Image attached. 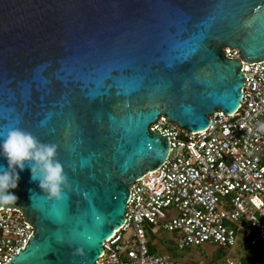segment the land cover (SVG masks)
<instances>
[{"label": "water", "instance_id": "95a60500", "mask_svg": "<svg viewBox=\"0 0 264 264\" xmlns=\"http://www.w3.org/2000/svg\"><path fill=\"white\" fill-rule=\"evenodd\" d=\"M240 60H264V0H0V131L55 145L67 184L57 203L20 173L16 203L0 207L32 234L4 264H99L128 187L168 155L149 125L196 132L234 113Z\"/></svg>", "mask_w": 264, "mask_h": 264}, {"label": "built area", "instance_id": "2783aa9c", "mask_svg": "<svg viewBox=\"0 0 264 264\" xmlns=\"http://www.w3.org/2000/svg\"><path fill=\"white\" fill-rule=\"evenodd\" d=\"M222 51L239 58L235 48ZM240 64L244 80L234 113L216 110L196 132L163 116L149 125L167 137L168 155L128 187L124 222L103 243L99 264H264V255L242 262L251 246L264 242V60ZM162 232L174 234L177 252L204 244L227 252L217 261L174 257L147 241ZM31 234L18 209L0 207V264ZM236 246L243 253L234 257L229 250Z\"/></svg>", "mask_w": 264, "mask_h": 264}, {"label": "clouds", "instance_id": "9594fccd", "mask_svg": "<svg viewBox=\"0 0 264 264\" xmlns=\"http://www.w3.org/2000/svg\"><path fill=\"white\" fill-rule=\"evenodd\" d=\"M0 206L13 205L20 173L27 168L30 179L37 183L49 201L61 202L67 187L62 164L56 159V146L41 143L19 127L0 131Z\"/></svg>", "mask_w": 264, "mask_h": 264}, {"label": "rangeland", "instance_id": "374dc122", "mask_svg": "<svg viewBox=\"0 0 264 264\" xmlns=\"http://www.w3.org/2000/svg\"><path fill=\"white\" fill-rule=\"evenodd\" d=\"M172 237H174V234H169L166 232H162L157 234L155 237L151 235H147V241L152 246L153 250H166L174 257H181L184 260H190V261H197V260H207L212 259L213 257H224L226 251H222L219 249L213 248L211 245L204 244L203 246L197 247L196 249L188 250V251H181L177 252L174 247V243L172 241ZM155 247V249H154ZM168 248H171L176 255H174L172 252L168 250ZM248 251V250H247ZM229 252L236 257L239 254H242L243 251L240 250L239 246L233 247L229 250Z\"/></svg>", "mask_w": 264, "mask_h": 264}, {"label": "trees", "instance_id": "16d2710c", "mask_svg": "<svg viewBox=\"0 0 264 264\" xmlns=\"http://www.w3.org/2000/svg\"><path fill=\"white\" fill-rule=\"evenodd\" d=\"M168 250L170 252H172L174 255H176V253L171 250V248H168ZM222 250L223 249H219ZM227 252V251H226ZM247 256L245 258L242 259L243 263H248V262H252L255 261L259 258H261L264 255V242L263 241H259L257 242L255 245L251 246L248 251H247ZM221 257H213L212 260L213 261H217L218 259H220Z\"/></svg>", "mask_w": 264, "mask_h": 264}, {"label": "snow or ice", "instance_id": "6c2138e0", "mask_svg": "<svg viewBox=\"0 0 264 264\" xmlns=\"http://www.w3.org/2000/svg\"><path fill=\"white\" fill-rule=\"evenodd\" d=\"M193 51L195 52L196 49H193ZM104 78H107V77H104ZM114 86V85H113ZM97 87L99 88H103L105 87V85L103 84L102 82V79H99L98 81V84H97ZM119 89V91L117 92V95H127L130 93L131 89H128L127 87H125L123 84H120L119 87H117ZM97 96L99 95H102V93H97L96 94Z\"/></svg>", "mask_w": 264, "mask_h": 264}]
</instances>
